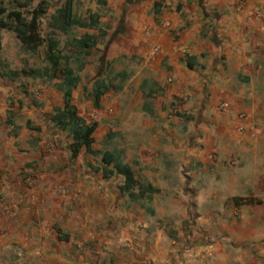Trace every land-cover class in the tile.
Masks as SVG:
<instances>
[{"label": "crops", "instance_id": "1", "mask_svg": "<svg viewBox=\"0 0 264 264\" xmlns=\"http://www.w3.org/2000/svg\"><path fill=\"white\" fill-rule=\"evenodd\" d=\"M114 1L137 24L133 38L141 42L147 71L157 72L151 82L157 91H146L149 80L140 83L143 108L126 126L134 165L123 163L156 190L154 203L165 210H148V216L133 210L115 187L121 177L104 179L101 163L94 174L78 157L70 159L74 175L64 184L79 193L81 218L64 229L69 241L88 246L78 260L68 250L50 251V258L65 264H264V0ZM177 98L185 101L179 110L186 118L158 106ZM232 198L258 204L240 208L236 221L224 205ZM64 207L47 204L45 210ZM167 219L179 232L175 240L165 235Z\"/></svg>", "mask_w": 264, "mask_h": 264}, {"label": "rangeland", "instance_id": "2", "mask_svg": "<svg viewBox=\"0 0 264 264\" xmlns=\"http://www.w3.org/2000/svg\"><path fill=\"white\" fill-rule=\"evenodd\" d=\"M40 1L46 3V12L38 20L40 41L35 52L25 49L10 29L0 28V264H65L63 259L52 261L50 251L62 255L68 250L71 259L78 260L88 246L78 238L69 241L70 232L64 229L68 223L76 225L81 215L76 208L79 193L64 184V178L74 175L68 170L71 139L50 121L53 111L62 106V95L58 90L59 73L45 61L49 38L58 44L56 53L68 59V64L61 61V66L68 65L79 77L72 92V104L86 124H97L93 148L98 152L123 150V161L134 165L128 152L134 150V145L127 141L126 126L131 123L132 114L143 108L140 83L149 80L146 91H157L151 84L157 72L147 71L144 66L145 57L138 53L141 42L133 38L137 24L128 21L123 5L117 6L114 0H72L74 18L88 24L89 17L94 16L97 26L93 29L74 26L66 35L51 33L50 27L52 16L66 0H0V11H4L0 22L11 28L15 15L28 21ZM84 36L92 37L94 43L86 52L76 45ZM159 51L154 46L150 54L156 57ZM36 71L41 78L35 77ZM95 81L108 86L97 106L91 98ZM157 97L154 94L155 101ZM184 104L183 98H177L158 106L170 110L172 115L180 114L183 119L187 116L179 109ZM48 161L54 164L49 163L46 170L43 165ZM76 161L99 174V157H90L82 151ZM45 171L48 176L43 180ZM135 175L138 184H147L138 170ZM114 182L118 187L122 180L116 178ZM232 199L224 205L230 219L236 221L241 219L240 208L258 204L252 198H239L241 201L236 204ZM58 203L65 205V210H45L47 204L50 208ZM129 204L133 210H146V216L150 215L148 210H165L164 203H154V194ZM56 212L57 217L50 221L49 214L56 216ZM168 222L165 220L169 227L165 235L175 240L179 232L172 230Z\"/></svg>", "mask_w": 264, "mask_h": 264}, {"label": "trees", "instance_id": "3", "mask_svg": "<svg viewBox=\"0 0 264 264\" xmlns=\"http://www.w3.org/2000/svg\"><path fill=\"white\" fill-rule=\"evenodd\" d=\"M33 2L36 0H28ZM46 3L40 1L30 14V19L26 21L25 18L14 16V24L10 28L7 24L0 22L1 29H10L16 36L21 45L30 52H35L39 46V37L37 36L38 20L46 12ZM4 11H0V16ZM74 26H80L84 29L95 28L97 26V19L94 16L89 17V23L84 24L74 18L72 0H66L60 8L56 10L51 18L50 27L53 29L51 33L59 32L66 35L68 30ZM54 35V34H51ZM92 37L84 36L76 42L77 48L80 51L90 50L94 47ZM57 42L53 38H49L47 51L45 53V61L51 66L54 71L59 73L58 90L62 94L63 105L56 108L50 120L53 125L62 132H67L70 136L71 143L69 145L70 159L75 160L80 152L84 150L86 154L92 157H99L101 163V172L104 179H109L113 176L121 177L122 184L119 186V191L122 195L132 201H140L145 198V195H151L156 192L150 184H138L135 171L127 164L123 163V151H105L98 152L93 149V134L96 130L97 124H86L79 116L76 107L72 104V92L79 83V77L74 70L68 65L61 66V61L68 64V59L60 57L57 53ZM187 67L192 68L190 59L187 60ZM36 78H41L40 72H33ZM55 78V76H53ZM108 86L105 83L95 81L91 91V98L97 106L99 101L107 91ZM149 197V196H147ZM232 201L236 204L241 201L239 198H233Z\"/></svg>", "mask_w": 264, "mask_h": 264}]
</instances>
